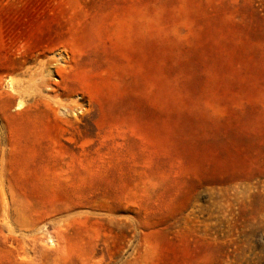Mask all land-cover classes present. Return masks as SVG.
Masks as SVG:
<instances>
[{"label": "rangeland", "instance_id": "1", "mask_svg": "<svg viewBox=\"0 0 264 264\" xmlns=\"http://www.w3.org/2000/svg\"><path fill=\"white\" fill-rule=\"evenodd\" d=\"M0 264H264V0H0Z\"/></svg>", "mask_w": 264, "mask_h": 264}, {"label": "bare ground", "instance_id": "2", "mask_svg": "<svg viewBox=\"0 0 264 264\" xmlns=\"http://www.w3.org/2000/svg\"><path fill=\"white\" fill-rule=\"evenodd\" d=\"M17 107H18V108L21 107V103H20V102L17 103Z\"/></svg>", "mask_w": 264, "mask_h": 264}]
</instances>
